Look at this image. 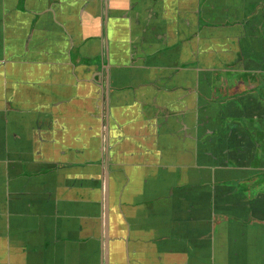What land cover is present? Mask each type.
Returning <instances> with one entry per match:
<instances>
[{
  "label": "crops",
  "instance_id": "crops-1",
  "mask_svg": "<svg viewBox=\"0 0 264 264\" xmlns=\"http://www.w3.org/2000/svg\"><path fill=\"white\" fill-rule=\"evenodd\" d=\"M0 264H264V0H0Z\"/></svg>",
  "mask_w": 264,
  "mask_h": 264
},
{
  "label": "flooded vegetation",
  "instance_id": "flooded-vegetation-1",
  "mask_svg": "<svg viewBox=\"0 0 264 264\" xmlns=\"http://www.w3.org/2000/svg\"><path fill=\"white\" fill-rule=\"evenodd\" d=\"M218 163H220V162H218Z\"/></svg>",
  "mask_w": 264,
  "mask_h": 264
}]
</instances>
